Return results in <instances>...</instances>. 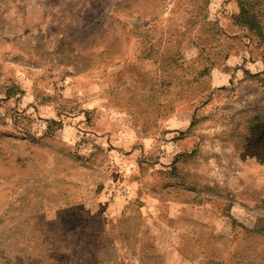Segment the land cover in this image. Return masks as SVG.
Here are the masks:
<instances>
[{
    "label": "rangeland",
    "instance_id": "374dc122",
    "mask_svg": "<svg viewBox=\"0 0 264 264\" xmlns=\"http://www.w3.org/2000/svg\"><path fill=\"white\" fill-rule=\"evenodd\" d=\"M100 123L179 129L183 242ZM0 264H264V0H0Z\"/></svg>",
    "mask_w": 264,
    "mask_h": 264
},
{
    "label": "crops",
    "instance_id": "0c3cea01",
    "mask_svg": "<svg viewBox=\"0 0 264 264\" xmlns=\"http://www.w3.org/2000/svg\"><path fill=\"white\" fill-rule=\"evenodd\" d=\"M115 126V125H114ZM179 129L170 128L167 124L154 135H148L142 129L127 128L123 132L115 130L111 125L100 123L96 134L109 141L108 159L106 166L116 168L126 166L131 171L133 165L139 166V181L133 184L137 189L139 208L145 215L144 221L152 228H162V223L169 231L176 233L174 239L177 243L183 242L182 237L186 233L187 226L183 225L184 218H197L201 216L204 207L200 203H188L177 201L171 196L173 166L178 162L182 153L176 135ZM69 138L75 142L76 134L69 130ZM110 147V148H109ZM103 171V168H102ZM165 181V182H164ZM165 184V186H163ZM104 198V196L102 195ZM96 197V201L101 203L103 198ZM113 206L107 208L110 209ZM195 222L199 226L202 220ZM176 237V238H175ZM178 245L170 247L166 260L172 261L175 252H179Z\"/></svg>",
    "mask_w": 264,
    "mask_h": 264
},
{
    "label": "built area",
    "instance_id": "2783aa9c",
    "mask_svg": "<svg viewBox=\"0 0 264 264\" xmlns=\"http://www.w3.org/2000/svg\"><path fill=\"white\" fill-rule=\"evenodd\" d=\"M132 190L127 186L121 184H110L104 192V197L108 201H113L116 199H127L131 197Z\"/></svg>",
    "mask_w": 264,
    "mask_h": 264
},
{
    "label": "trees",
    "instance_id": "16d2710c",
    "mask_svg": "<svg viewBox=\"0 0 264 264\" xmlns=\"http://www.w3.org/2000/svg\"><path fill=\"white\" fill-rule=\"evenodd\" d=\"M145 222V221H144ZM146 223V222H145ZM146 225H147V223H146ZM149 227V226H148Z\"/></svg>",
    "mask_w": 264,
    "mask_h": 264
}]
</instances>
